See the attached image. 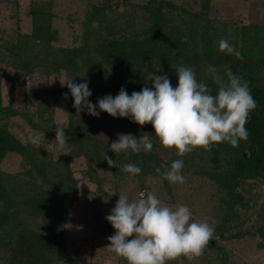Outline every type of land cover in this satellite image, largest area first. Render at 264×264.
I'll return each instance as SVG.
<instances>
[{"label":"trees","instance_id":"trees-1","mask_svg":"<svg viewBox=\"0 0 264 264\" xmlns=\"http://www.w3.org/2000/svg\"><path fill=\"white\" fill-rule=\"evenodd\" d=\"M210 5L211 0H202L195 12L169 0L88 2L80 43L59 46L52 6L32 2L31 33L11 32V37L0 33V65L22 72L24 77L41 73L60 81L56 88L47 85L44 89H26L24 81L28 109L21 112L16 108V79L7 71L0 75V83L10 80L13 84L8 104L0 105V264H77L65 232L80 200L81 181L96 186L97 194L108 199L110 208L113 200L108 188L118 192L128 179L136 180L145 190L149 180H160L173 195V184L155 168L163 171L176 159L184 161V177L209 181L216 187L220 215L203 256L191 262L181 257L170 264L204 263L212 252L219 255L223 251L221 241L251 235L261 239L259 247L264 249V199L260 202L257 191L264 186V24L218 25L209 17ZM93 21L99 26L94 28ZM221 39H226L243 59L220 52ZM173 64L193 68L198 81L207 83L213 94L216 85L207 71L209 66L221 77L226 65L242 77L257 103L247 119V141H241L237 148L228 143L215 144L211 151L197 148L181 158L174 149H164L156 142L150 124L141 127L130 118H113L106 112L99 117L86 110L78 114L70 90L61 84L63 78L87 81L92 92L89 100L97 104L106 95L115 97L122 87L129 95L141 91L151 83L154 72L167 74L175 87L178 77ZM31 105L36 106L32 114ZM58 110L68 115L64 129L67 154L63 159H56L55 152L45 145L36 147L11 131V122L21 117L31 130L56 139ZM117 133L137 138L147 134L153 138V150L116 155L109 145L118 139ZM105 152L118 167H109L103 159ZM10 154L21 159L15 173L2 167ZM127 163L140 167L141 173H125L122 169ZM106 225L111 234L107 220Z\"/></svg>","mask_w":264,"mask_h":264},{"label":"clouds","instance_id":"clouds-1","mask_svg":"<svg viewBox=\"0 0 264 264\" xmlns=\"http://www.w3.org/2000/svg\"><path fill=\"white\" fill-rule=\"evenodd\" d=\"M92 26L98 27V21H93ZM218 48L222 53L243 59L226 39L218 42ZM171 67L178 77L175 87L167 74L154 72L151 83H146L141 91L129 95L122 87L115 97L106 95L99 98L97 104L89 100L92 92L87 81L76 83L75 78H69L61 84L70 90L78 114L86 110L89 115L99 117L101 112H106L113 118H130L132 123L141 127L150 124L156 142L164 149H174L181 158L197 148L211 151L213 145L222 143L237 148L241 141L248 140L246 123L257 103L242 77L234 74L227 65L224 77L209 66L207 71L216 85L213 94L207 83L198 81L193 68L183 64ZM56 125L53 143L58 152L67 154L68 137L64 131L67 126L61 121ZM117 136L118 139L109 145L116 155L153 150V138L147 134H141L139 138L124 133H117ZM29 139L36 147L43 145L38 135ZM103 159L109 167H118L116 160L106 152ZM183 167V159H176L170 168L162 171L156 167L155 172L170 184H184ZM122 170L131 176L142 171L132 163L125 164ZM118 195L115 207L106 216L115 230L114 235L107 238L109 244L106 248L110 253L126 264H170L181 257L191 262L203 256L214 228L206 219L193 220L187 205L165 204L151 191L140 193L136 199H130L123 192Z\"/></svg>","mask_w":264,"mask_h":264},{"label":"rangeland","instance_id":"rangeland-1","mask_svg":"<svg viewBox=\"0 0 264 264\" xmlns=\"http://www.w3.org/2000/svg\"><path fill=\"white\" fill-rule=\"evenodd\" d=\"M103 0H7L0 3V33L7 32L11 37V32L16 34L31 33L32 16L31 3L43 2L52 6L55 15L54 28L59 32V46H75L80 43L83 32V22L86 17L88 2L100 3ZM114 2L118 0H113ZM133 3H144L148 0H129ZM177 6L189 11H198L202 0H169ZM209 17L219 22L231 24L240 22L245 25L264 24V0H211ZM19 28V30H17ZM3 71L16 79V108L21 112L27 111L28 105L25 103L26 89L41 88L47 85L56 88L60 81L56 77L47 79L43 74L24 77L20 71L10 69L0 65V75ZM26 81V89L23 82ZM62 82H67L63 78ZM13 84L10 80H3L0 83V105L6 106L12 94ZM34 107V108H32ZM31 105V110H35ZM58 121L68 124V115L63 110H58L55 117V125ZM58 125H56V128ZM67 128V127H66ZM11 131L19 136L23 141L29 142L30 137L38 135L42 144L51 149L56 154V159H63L66 154L57 151L53 143L54 138L46 137L38 132L31 130V127L18 117L11 122ZM66 152V148H65ZM21 159L18 155L10 154L3 163V170L8 173H15L19 170ZM76 164V163H75ZM77 168L80 166L77 163ZM184 184L173 185V195L169 194L163 187L160 180H149L147 190L140 189V183L136 180L128 179L126 185L118 192L108 188L112 195L113 205L109 206L108 199L97 194L96 186L88 181L80 183V200L74 207V213L68 221L66 227V241L70 252L76 259L77 264H124L115 254L110 253L106 246L109 244L107 239L114 235L115 230L111 225V234L106 225V216L111 213L119 199L121 192L127 194L130 199H136L140 193L151 191L165 204L187 205L192 211V219L195 221L207 220L213 227L219 218V196L217 189L209 181L196 180L195 178L185 177ZM260 194V202L264 199V186L257 188ZM263 198V199H262ZM249 225V224H248ZM246 225V227H248ZM245 229V228H244ZM253 231V230H251ZM219 238L216 237V240ZM261 239L257 236H246L239 240L221 241L220 246L223 251L219 255L212 252V256H207L204 263L200 264H264V249L259 247Z\"/></svg>","mask_w":264,"mask_h":264}]
</instances>
